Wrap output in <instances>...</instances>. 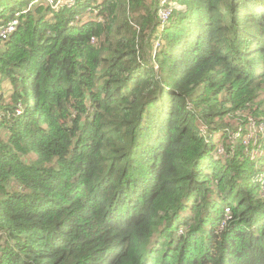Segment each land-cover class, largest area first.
<instances>
[{
	"label": "trees",
	"instance_id": "obj_1",
	"mask_svg": "<svg viewBox=\"0 0 264 264\" xmlns=\"http://www.w3.org/2000/svg\"><path fill=\"white\" fill-rule=\"evenodd\" d=\"M171 2H41L0 41V264H264V130L217 153L232 109L264 126V0Z\"/></svg>",
	"mask_w": 264,
	"mask_h": 264
},
{
	"label": "rangeland",
	"instance_id": "obj_2",
	"mask_svg": "<svg viewBox=\"0 0 264 264\" xmlns=\"http://www.w3.org/2000/svg\"><path fill=\"white\" fill-rule=\"evenodd\" d=\"M32 1H34V0H32ZM171 3H172L173 7H176L179 10H183L186 8L185 6L180 5L177 2H171ZM33 5L34 4H32V6ZM45 6H47V5H45ZM164 6L169 7V4L165 3ZM82 13H84V12H82ZM78 15L80 16L81 13ZM83 16H84V14H83ZM85 17L86 16H84V18ZM10 36H11V34H10ZM155 69L156 70L158 69L157 64L155 65ZM13 90L14 89H13L11 83L7 79L0 76V92L5 99L3 106H0V117L3 114H5V112L15 104V100L12 98ZM260 97H264V91L261 92ZM246 105H247V108H245V109H243V108L232 109L230 112H227V114L225 113L226 115H224L223 118L221 119L224 122V124L228 125L227 127H225V130L228 131L230 129L233 132L231 136L227 132L229 134L228 139H227V137H225V139H224L225 141H223L225 143H221L220 147H222V149L219 151L218 155L223 156V161H225V160L227 161V159H229L231 157L230 153H227V149H226V145L228 144V142L230 143V141H231L230 137L234 136L235 138H238L239 136H246V141L249 142L250 139H254L253 141H255L263 133L264 126H262V124L259 123L258 119H256V117L251 113L252 110L250 111V109H249L250 103H247ZM228 107L230 109L231 106H228ZM254 108H255V106H254ZM15 112L17 114H19L21 112L20 108L15 107ZM216 120L218 122L221 121V120H219V118H216ZM200 128L203 129L202 127H200ZM233 153H234V149L231 150V154H233ZM33 158H34V155H33ZM263 176H264V174L261 175V177H263ZM10 188H12V185L10 186ZM229 219H231V217L228 214H226L225 219H224V223L222 224L221 228L224 227L225 223Z\"/></svg>",
	"mask_w": 264,
	"mask_h": 264
},
{
	"label": "built area",
	"instance_id": "obj_3",
	"mask_svg": "<svg viewBox=\"0 0 264 264\" xmlns=\"http://www.w3.org/2000/svg\"><path fill=\"white\" fill-rule=\"evenodd\" d=\"M79 0H34L32 1L28 7L21 11L20 13H16L15 14V17L14 19H12L11 21L9 22H6L5 24L3 25H0V41H4L6 39L9 38L10 34H12L15 30H16V27L18 25V22H19V19H18V16L20 14H24L26 13L30 7L32 6V4H37V3H44L45 5H47L48 7H50L52 10H55V11H58L60 8L62 7H67V8H71V7H74L75 5H77ZM170 3V0H161V8L159 9L158 11V16L160 18V22H161V26H163L164 23H166V21L168 20V18L170 17V14L172 12V4L170 3L169 7H165V3ZM84 16H86L84 18V16H77L75 20H78V19H82V20H85V19H91L93 17H95L97 15V8L96 7H91L89 9H87L86 11H84ZM203 129V131H205V125L201 126ZM232 135V133H231ZM232 138V137H231ZM233 138H235L233 136ZM214 139H215V136H214ZM222 149V147L219 146V148L217 149V153H219V151ZM226 211V214L229 215V211L228 209L225 210Z\"/></svg>",
	"mask_w": 264,
	"mask_h": 264
}]
</instances>
